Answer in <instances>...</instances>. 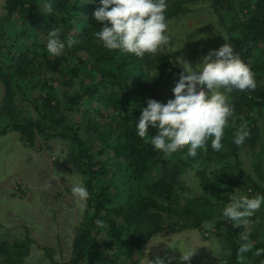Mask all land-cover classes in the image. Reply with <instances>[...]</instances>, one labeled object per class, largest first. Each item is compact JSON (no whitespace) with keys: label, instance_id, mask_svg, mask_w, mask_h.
Instances as JSON below:
<instances>
[{"label":"trees","instance_id":"trees-1","mask_svg":"<svg viewBox=\"0 0 264 264\" xmlns=\"http://www.w3.org/2000/svg\"><path fill=\"white\" fill-rule=\"evenodd\" d=\"M192 1L166 0L167 20L185 15ZM206 1L227 43L255 74L257 88L229 94L234 113L223 148L215 151L209 143L193 158L187 146L170 154L156 150L146 142L156 129H149L146 138L136 134L142 105L174 95L170 84L181 68L168 53L141 58L104 48L95 37L103 23L93 16L98 4L91 0H5L0 137L14 131L31 146L39 137L66 141V160L83 176L90 194L68 264H137L139 250L153 233L167 227L200 229L208 221L224 227L229 249L210 264H264V205L245 227L221 222L230 195L243 190L249 197L264 195V0ZM50 30H58L65 41L73 39V46L50 55ZM242 127L248 136L237 146L233 138ZM245 151L251 170L245 167ZM190 171L198 178V192L184 186ZM32 241L0 236V264H30ZM242 244L250 245L243 254Z\"/></svg>","mask_w":264,"mask_h":264},{"label":"rangeland","instance_id":"rangeland-1","mask_svg":"<svg viewBox=\"0 0 264 264\" xmlns=\"http://www.w3.org/2000/svg\"><path fill=\"white\" fill-rule=\"evenodd\" d=\"M4 13L5 0H0V16ZM167 23L170 43L178 49L168 54L180 68L179 56L195 65L210 50L227 43L223 25L206 0H193L185 15L167 20ZM196 36L200 38L194 39ZM176 80L170 84L171 88ZM170 87L165 90L168 92ZM154 99L158 101L157 97ZM68 150L69 143L58 139L46 142L39 137L31 146L14 131L0 137V236L19 240L31 238V251L26 259L30 264H68L77 229L88 214L87 201L78 202L71 192L74 183L84 186V178L66 160ZM247 152L243 160L245 167L251 170L252 159ZM184 186L192 192L200 191L194 171L186 173ZM240 192L248 195L245 190ZM221 218L222 223L232 222ZM223 229V226L217 229L213 221L206 222L200 229L179 232L167 227L148 238L139 250L137 264L216 263L229 250ZM240 236L247 240L244 233ZM179 242L198 247L190 262L180 260ZM45 248L52 257L49 258Z\"/></svg>","mask_w":264,"mask_h":264},{"label":"clouds","instance_id":"clouds-1","mask_svg":"<svg viewBox=\"0 0 264 264\" xmlns=\"http://www.w3.org/2000/svg\"><path fill=\"white\" fill-rule=\"evenodd\" d=\"M91 2L98 4L93 16L103 26L95 33V37L104 48L141 58L146 54L178 50L170 43L165 14L166 0ZM46 11L49 14L53 12L51 5ZM224 37L227 39L225 35ZM73 43L71 38L66 41L61 39L58 30H50L46 49L50 55L60 56ZM177 60L181 71L172 88L174 95L165 102L149 98L147 106L142 105V113L136 123V134L140 138H146L149 129H156V133L146 142L156 150L169 154L187 146V156L194 158L198 151H207L209 143L213 150L220 151L223 148L224 130L234 113L229 94L234 90L254 91L257 88L255 74L228 43L219 49L210 50L195 65L182 55ZM247 136L246 127H242L236 132L233 143L242 145ZM71 192L78 202L87 201L90 195L80 182L73 184ZM262 205L264 195L249 197L233 194L230 195L222 216L234 224H246L247 218L253 216ZM179 248L182 252L180 260L190 262L198 247L179 242ZM249 250L248 244H242L239 248L241 254Z\"/></svg>","mask_w":264,"mask_h":264}]
</instances>
